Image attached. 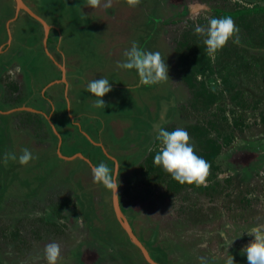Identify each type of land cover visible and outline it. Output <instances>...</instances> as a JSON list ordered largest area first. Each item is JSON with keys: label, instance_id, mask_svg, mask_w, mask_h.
I'll return each instance as SVG.
<instances>
[{"label": "rangeland", "instance_id": "1", "mask_svg": "<svg viewBox=\"0 0 264 264\" xmlns=\"http://www.w3.org/2000/svg\"><path fill=\"white\" fill-rule=\"evenodd\" d=\"M24 1L28 8V3L34 4L35 11L52 26L55 40L67 35V48L73 44L71 52H79L83 57L84 61L79 59L78 63H87L89 68L95 59L99 69L104 71H108L106 65L110 63L112 82H121L120 76L129 75V72L137 75L135 70L117 67V62L124 61L123 53L133 43L142 50L161 53L168 67L169 81L156 84L153 93L148 92L146 98L140 94L142 101L154 100L155 104H150L151 112L137 109L127 90L116 91L115 88H111L110 98L107 94L101 98L104 108L87 104L95 115L121 110L122 114L126 112L133 117L144 116L139 118L146 127L141 124L136 134L127 124L115 130L110 127L108 131L114 142L110 139V158L102 162L120 171L118 202L150 257L163 256L162 259L170 264H201V258L207 264H224L230 254L234 264H248L240 250L253 238L245 231L264 223V13L232 17L239 29V43L230 39L215 56L207 54L204 37L195 33V27L206 25L209 18H221L215 10L232 12L264 5V0H140L144 16L138 8L129 7L126 0H113L111 7L105 8L102 4L96 9L86 7L85 0L82 3L77 0ZM4 6L14 9V0H0V9ZM149 8L153 11L147 10ZM35 26L40 30L38 36H44L42 22L19 11L10 23L9 33L13 40L4 47L12 49H3L0 61L9 59L11 51H18L21 56L17 61L36 65L35 71L42 77L46 75V79L49 75L57 77L56 72L61 70L57 63H62V59L57 49L38 40L35 31H31ZM51 35L46 44L53 39ZM93 41L110 42V59L94 52ZM22 70L18 71L22 73ZM134 80L137 82L136 77ZM187 82H192V86L186 85ZM6 84L9 89L17 86L16 83ZM201 89L214 95L206 104V96L195 95V91ZM62 93L61 82L50 85L45 92L39 91L37 97H34L35 92L27 90L16 103L12 101L14 94L8 93L5 99L8 103L3 104L5 114H9L10 119V113L14 112L10 107L24 102H32V106L41 107L45 112L52 104L54 112L50 119L63 136L60 125L72 124L67 117V98ZM89 96L86 90L80 95L85 102L89 101ZM82 104L80 100L78 105ZM26 116V122L21 118L17 122L35 125L34 133L29 131L34 139H44V130L53 133L42 115ZM2 117L0 115V119ZM158 125L169 131L178 127L185 129L201 157L202 145L194 138L201 134L198 131L205 129L203 138L216 140L218 153L212 161H207L210 170L204 185H181L154 165L153 158L160 146L155 139ZM3 131L0 128V143L4 140ZM121 135L126 139L134 137L121 146L124 141L120 142ZM76 140L77 137L74 142ZM32 143L31 139L24 145L33 155L32 164L22 165L19 177L13 175L15 167L11 159L2 160L0 264H46L43 248L53 241L61 247L57 264H134L135 261L146 264L134 253L131 261L119 253L124 249L121 244L131 241L116 220L111 205L110 212H106L108 205L105 201L102 203L100 197L106 190L92 182L91 167L101 162H91V166L83 158L86 164L79 160L58 162L55 147L53 152L52 149L47 152L45 147H35ZM3 148L0 144L1 151ZM62 152H66L64 146ZM47 153L57 160L55 166L44 163ZM35 161L38 162L36 167ZM26 166L33 170L25 173L23 167ZM34 168H39L37 173ZM1 179L10 182L6 184ZM106 236L113 238V246L105 241ZM225 238L234 239L228 248ZM155 247H160L162 252L157 253ZM131 249L135 251L137 247ZM124 252L128 254L127 250Z\"/></svg>", "mask_w": 264, "mask_h": 264}, {"label": "crops", "instance_id": "2", "mask_svg": "<svg viewBox=\"0 0 264 264\" xmlns=\"http://www.w3.org/2000/svg\"><path fill=\"white\" fill-rule=\"evenodd\" d=\"M77 1H79V3H82L81 2L82 0H77ZM24 3L26 2L24 1ZM140 5L141 4L137 5L136 8H138L141 11L142 16H144V12L142 11ZM28 6H29V9H31V11L33 10L32 12L34 14H36L41 20H43L46 24H48L42 18V16H40L35 11L34 4L28 3ZM124 8L125 7H121L122 10ZM152 9L153 8H149L147 10L153 11ZM19 11L20 10H17L15 8L14 9L6 8L5 6L3 7V10L0 9V13H1L0 14V58H3L2 56L3 55L2 53L4 52L3 49H5L4 47L8 45L6 43L9 41L11 42V40H13V38H11L12 37L11 34L9 33L10 23L14 21L15 17L19 14ZM118 16H120V14H118ZM5 17L6 19L2 20ZM12 27L15 28L14 25ZM31 31H35V34L38 40L40 41L44 40L45 45L52 46L55 49H57V55L59 54L62 59V63H57L61 70L59 72L58 71L56 72L58 75L57 77L53 78L49 75V77L46 79L45 74H44L45 76L42 77L39 71L37 72L35 71L36 65L28 66L27 64H23L21 61H17V58L20 59V56H21L20 55L21 52H18V51H13V52L11 51L10 54L12 56L9 59H7V57L5 58L4 56L5 61L4 62L0 61V115L3 116L0 119L1 121L0 128L4 130L2 132L3 133L2 138H4V140L0 143L1 145L4 146L3 148L4 151L0 150V166L2 165V168L0 169V174H1L0 178L2 179L4 178V175L2 174L4 172V165L2 164V160L4 159L5 154L6 153L15 154L17 157H19L18 153H21V150L24 149V145H26V142H28L31 139H32V142L34 143L32 144L35 147L36 146L40 148L45 147L47 152L50 149H52V152H53V147H55L58 162L62 161L63 163L66 161V162L74 163V162H78L79 160L81 161V163L82 162L85 163L84 162L85 160L87 165L91 166L90 164L91 162H94L95 164V162L97 161L102 162L104 159L107 160L110 158V150H111L110 139L111 138H110V132H108L110 130V127L112 130L113 129L115 130L117 127L127 124V128H130L131 126V129L135 131V134L136 132H138L139 126H141V124H143V126L146 127L145 123H143V120L141 121L142 118H139L140 116H143V115L138 114L139 116L133 117L127 114L126 112L122 114L121 110L117 112H111L109 110V112H106L104 116L98 113L95 115L94 112H90L89 109L91 108H89V106L87 107V104L89 103L93 104L96 98L90 94L89 101L85 102V99L80 97L81 93L84 92L86 85L90 80L100 79L101 77L107 78L111 84V88H115L116 91L127 90L128 94H131L130 96L133 99V104L137 106V109L139 108L140 110L147 109L151 112L152 109H151L150 104L152 101H154V100L142 101L141 96H144L146 98V94L148 92L153 93L152 90H154L153 88L155 85H151V87L147 86V88L146 86L140 85L139 83H137L138 75L134 76L132 72H129V75H124V74L122 76L119 75L121 78V82L117 83L116 81H113V82L110 81V72H109L110 63L106 65V69L108 71L100 70L99 64H97L95 59H94V65L89 68H88L89 65L87 63H84V62L78 63V61H80L79 59L84 61L83 57H80L81 54L79 52H71V50L74 48L73 44L71 48L69 49L67 48L66 43H65L67 39V35L61 38L62 40L61 39L55 40L54 38H56V35L53 32L52 26L50 24H48L46 34L44 33V28H43V34H45L44 36H41V35L38 36L40 34L39 32L40 30H38L36 26L33 27ZM6 34L8 36L7 38H6ZM72 34L73 33L68 34L69 37ZM50 35L52 36L53 39L49 41V44H46V40L49 39ZM80 44L83 45V43H80ZM93 44L94 46L93 45L92 46L94 48L93 50L95 53L101 54V55H107L108 58L110 59V42L109 43L106 42L105 44V42L96 43L95 41H93ZM10 48L8 47L5 50L10 51ZM12 59H13V62H11ZM115 61H119V60L115 59ZM82 67H87L88 70L84 71ZM21 68L24 69L22 70L23 71L22 73L18 71L19 69L21 70ZM6 75H8V77H6ZM67 75H70L71 78H69ZM135 77L137 78V82H135V80L133 81ZM60 82L62 83V88L64 90V93L62 94L67 98V103H68L67 117L72 124L67 127H64V125H60L62 132H63V136L56 129V125L50 119L52 113L54 112V106L52 104H50L48 111L45 112V110H43L41 107L37 108V107L32 106L31 105L32 102H29V103L24 102L22 105H20L22 107L20 106L10 107L14 110V112L10 113L11 114L10 119L8 118L9 114H5L6 111L4 110L6 109L3 104L8 103V102H5L6 97L9 96L8 93L12 92L14 94V95L12 94L13 95L12 101L16 103L17 101L15 100H18V99L21 100V95H23L24 92L27 90H31L35 92L34 97H37L39 91H41V93L45 92L49 88L50 85L54 83H60ZM6 83H9L10 85H13V83L14 84L16 83L17 86L15 88L9 89V86H7ZM134 84H138V85L135 86ZM187 84L188 83H186V85ZM125 86H127L128 88L123 89ZM36 88H37L38 93H36ZM16 93L18 95H16ZM68 95H70L71 98ZM163 95L167 96L169 94H162L161 96ZM107 96L110 98V93H107ZM22 99H23V96H22ZM23 100L25 101L27 99L24 98ZM80 100L83 101L82 105H78ZM113 102H116V99H113ZM117 102L120 103L119 100ZM152 103L155 104V102H152ZM23 106H26V107H23ZM113 106L115 109L116 105H113ZM163 107L164 106H162V108ZM164 108H166V110L170 109L169 106L164 107ZM20 109H27V110H20ZM162 112H163V109L160 110L159 117L162 115ZM28 114H29V117H31L32 115H37V116L42 115L41 117L44 119V122L46 123V120H47L48 124H50V127L53 130V133L51 131L49 132V130L48 132L47 130H44L45 131L43 132L44 139H40L41 140L40 141L39 139L35 138L36 139L35 140L30 135V132L34 133L32 129L36 126L33 124L29 125L28 123H21L20 121L17 122L19 118H21V120H24V121L27 120L26 117L28 116L26 115ZM130 120L132 121V124ZM46 126L48 127L47 123H46ZM141 131L144 132L143 129H141ZM76 137H77V140L76 142H74V139ZM133 137L134 136H132L129 139H126L125 135H121L120 142L124 140L121 142V146H123L122 144H124L125 142H129L131 139H133ZM55 141H57L56 143H58L59 148L55 146ZM77 142L79 143V145H76ZM112 142H114V139L112 140ZM129 145L131 144L129 143ZM62 146H64V150L66 152H62ZM95 147H99V149H95ZM81 158H83L84 160L82 161ZM57 160L50 153H47L44 156L45 164L51 163L53 166H55L56 164L55 162ZM10 162L15 167L13 175H15V177L16 176L19 177L22 165L18 163V160H14V162H12L11 160ZM34 163H35L34 167H36L38 165V162L35 161ZM29 164L31 165L32 161H30L27 165ZM32 168L33 167L26 166V167H23V171L26 173V171ZM38 170L39 168H34V171H36V173ZM56 171H57V168L55 169L53 173H55ZM7 173L9 174L10 172H7ZM2 179H1V182H6V184L9 181V180H2ZM157 253L159 252L157 251ZM152 258L158 262V257L152 256Z\"/></svg>", "mask_w": 264, "mask_h": 264}, {"label": "clouds", "instance_id": "3", "mask_svg": "<svg viewBox=\"0 0 264 264\" xmlns=\"http://www.w3.org/2000/svg\"><path fill=\"white\" fill-rule=\"evenodd\" d=\"M112 2L113 0H85V6L96 9L103 4L107 8L111 7ZM126 4L129 7H136L140 4V0H126ZM238 31L239 29L230 16L212 17L208 19L206 25L195 27V33L204 37L203 44L209 56H215L230 39L234 43H239ZM123 55L125 59L122 62H117V67L122 70H135L140 85L151 86L169 81L168 67L159 51L142 50L133 43ZM85 90L96 98L94 100L95 107L104 108V101L101 98L111 91V84L105 77L92 79L87 83ZM155 132V139L159 141L160 146L153 158L154 165L160 167L181 185H204L209 175L210 164L196 153L194 145L190 142L189 133L183 128L178 127L169 131L159 125L156 126ZM9 159L18 160L20 165H27L33 159V155L29 149L24 148L19 157L6 153L5 162ZM119 174L118 168L109 167L104 162L91 167L92 182L101 185L117 198ZM100 197L103 203L106 198L104 200L102 195ZM245 232L253 239L241 248V254L246 256L248 264H264V223H258ZM233 240L225 238L227 248L232 245ZM60 257L61 247L58 243L53 241L44 245L43 259L46 264H57ZM158 263L170 264L166 260L163 263L158 261ZM201 264H207V261L201 258ZM224 264H234L233 256L229 254L225 258Z\"/></svg>", "mask_w": 264, "mask_h": 264}, {"label": "trees", "instance_id": "4", "mask_svg": "<svg viewBox=\"0 0 264 264\" xmlns=\"http://www.w3.org/2000/svg\"><path fill=\"white\" fill-rule=\"evenodd\" d=\"M216 13H219L222 15V17H227V16H230V17H236V16H242V15H248L250 13H258V12H264V5H258V6H253L251 8H245V9H237L235 11H232V12H223V11H220V10H215ZM203 68V67H202ZM206 70V68H203V70ZM204 74V73H203ZM186 78V77H185ZM187 79V78H186ZM188 85L192 86V82H187ZM203 87V86H202ZM195 95L200 97V98H204L205 97V100H204V104L208 103L209 101L212 100V98L210 99V97H213L214 95L212 93H210L209 91H205L204 89H201V90H197L195 91ZM203 130V129H202ZM198 132H200L201 134L199 135H195L194 138H196V140L202 145V151H201V155L204 157V159L206 161H212V159L217 155L218 153V149H219V145L218 143L216 142V140L214 139H210V138H203V135L205 134V129L203 131L199 130ZM109 194L108 192L106 191L105 193H102V198H106L105 202L107 203V205L109 204ZM104 202V203H105ZM110 209V207H109ZM110 212V211H109ZM105 235V234H104ZM97 237V236H96ZM107 240V243L110 244V247L113 246L111 242H113V238L112 237H109V236H106V239L105 241ZM103 241V242H105ZM124 249L123 251H119L120 254H123L125 257H127V259L129 261H131V259L133 258V253L136 255L137 258H139L140 260L143 259L142 255L138 252V250L136 249L135 247V251H133L131 249V247L134 248L133 245H131V243L127 242L126 244H121ZM156 251L158 252H162V249H160V247H155ZM127 250L128 254H126L124 251ZM163 254V253H162ZM163 256L162 257H158V261L159 262H165L163 259ZM133 260V259H132ZM144 260V259H143ZM134 264H138V261L134 262ZM148 264V263H147Z\"/></svg>", "mask_w": 264, "mask_h": 264}, {"label": "water", "instance_id": "5", "mask_svg": "<svg viewBox=\"0 0 264 264\" xmlns=\"http://www.w3.org/2000/svg\"><path fill=\"white\" fill-rule=\"evenodd\" d=\"M14 4H15V9L24 10L29 15H31L32 17L37 18L38 20H40L42 22V24H43L44 33L46 34V30H47L46 23L43 20H41L38 16H36L31 11L26 6V4L23 2V0H14ZM111 206H112V209L114 211V215H115L116 220L119 222L120 226L122 227V229L127 234V236L129 238V240L131 241V243L135 247H137V249L139 250V252L142 255L143 259L149 264H159V263H157V262L152 260V258L149 256V253H148L147 249L144 247V245L135 236V234L133 233L132 228L130 227V224H129L125 214L123 213V211H122V209H121V207L119 205L118 198L114 197L112 194H111Z\"/></svg>", "mask_w": 264, "mask_h": 264}, {"label": "flooded vegetation", "instance_id": "6", "mask_svg": "<svg viewBox=\"0 0 264 264\" xmlns=\"http://www.w3.org/2000/svg\"><path fill=\"white\" fill-rule=\"evenodd\" d=\"M20 11H24V10H20ZM26 14H28L26 11H24ZM110 202H111V193H110ZM110 203L108 204V206H107V209H106V212L108 211V209H109V207H110ZM109 212V211H108Z\"/></svg>", "mask_w": 264, "mask_h": 264}, {"label": "bare ground", "instance_id": "7", "mask_svg": "<svg viewBox=\"0 0 264 264\" xmlns=\"http://www.w3.org/2000/svg\"><path fill=\"white\" fill-rule=\"evenodd\" d=\"M46 28H47V26H46Z\"/></svg>", "mask_w": 264, "mask_h": 264}]
</instances>
